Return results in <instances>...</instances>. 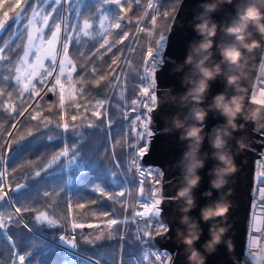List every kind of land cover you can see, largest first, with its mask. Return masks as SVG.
<instances>
[{"label": "snow or ice", "instance_id": "snow-or-ice-1", "mask_svg": "<svg viewBox=\"0 0 264 264\" xmlns=\"http://www.w3.org/2000/svg\"><path fill=\"white\" fill-rule=\"evenodd\" d=\"M140 2L141 0H135L138 6ZM4 8L6 10L0 11V113L7 114L8 119L13 122L7 125L0 122V209L11 208L12 212L6 214L0 211V252L9 254L8 260H0V264H36L37 257L45 256L50 251L54 252L57 258L45 259L41 264H169L171 255L166 251L157 250L151 243L155 236H163L158 234V229L162 230L166 226L160 219L163 198L160 195L159 177L162 173L159 170L149 169L147 175L155 172L154 180L157 185L155 187L149 185L152 189L150 196L145 197L144 189L142 187L139 189V198L146 199L150 203L139 205L143 211L132 213L133 221L140 217H146L147 220L143 226L137 228L139 236L135 239L137 248L140 250L135 255L130 252L129 259L119 258L122 241L116 244L110 243L113 234L116 232L122 234V226L129 223L127 218H112L123 215L126 210V199H121L125 197V191H108L99 184H95L96 181H102L109 189L127 188L129 184L135 187L139 183V178L146 176L144 167L139 163L140 158L144 157L148 151L146 146H141L139 143L129 144L128 147L132 149L130 152L125 153L122 150L121 158L131 157V162L120 169L115 160L111 168L107 167L100 159L98 149L82 145L83 154L79 155L75 143L71 148L65 145L47 165H41L40 170L34 172L29 183H17L15 187L8 183L9 176L15 172L14 167L12 172H9V163L15 164L16 160L23 157L34 146L37 139L45 137L53 142L54 146H60L64 145L66 140L79 143L85 140L86 135H90L79 130L76 115L71 117L72 123L64 118L66 100L72 103L77 112L89 111L87 105L82 107L76 103L77 94L83 97L88 85L94 84L100 87L103 81L113 89L120 87L119 97L122 102L124 101L126 88L125 82L121 79L122 76L127 75L124 67L118 65L119 73L114 70L111 73V80L108 75H99L98 79L91 80H85L84 77L86 75L95 77L99 71L96 67L97 61L106 62L105 56L113 53V49H116V53L124 51L117 45H123L124 41L130 37L128 27L133 21L126 14L132 11L133 0H0V9ZM147 9L158 11L151 0L147 4ZM165 15L170 14L165 13ZM148 18L149 12L145 10L143 15L137 17V23H142ZM150 19L151 25L155 26L156 15H152ZM115 30L120 31L115 32ZM145 31L144 27L136 28L137 34ZM114 32L119 39L114 37ZM152 35L153 31L149 30L148 37L151 38ZM164 40L165 37L160 35L155 41L157 48L146 49L148 60L139 71L144 76L141 83H146L147 86L140 88L142 100L131 101L129 106L134 111L142 106L150 113L156 104L157 97L152 89L156 86V66L162 63L157 53L163 48ZM89 41L92 42L91 46ZM137 41L138 35L132 34L123 59L120 55L113 53L109 57L111 63L108 67L112 68L118 61L123 66L131 67L132 63L128 55L135 51L132 43ZM261 65H264V60ZM261 85L260 89L264 90V80H261ZM48 93L54 94L58 103L48 104L49 114L45 115L44 105L39 101L43 100ZM132 94L135 95L134 92ZM105 103L104 100H96L91 105L96 109L91 112V115L97 122L89 123L86 127L98 133L102 132L106 142L108 132L112 130L110 125L120 126L124 122L117 118L116 111L112 112L110 120ZM53 108L58 113L55 119ZM100 109H104V112ZM121 114L128 113L121 110ZM20 117H23V121L19 119ZM134 119L139 120V115ZM25 122H36L35 131L29 129L27 136L19 135L17 124ZM148 127L149 118L145 117L142 130L136 132L133 139L143 141L146 145L144 133L147 132ZM122 134V132L119 133V135ZM148 135L151 133L149 132ZM260 135L264 137V129L260 131ZM260 142L264 143V139ZM9 153L14 155L9 157ZM70 154L73 159L69 161V164L75 165L74 171L78 183L95 184L93 191L99 195L91 201V204L98 206L99 214L93 210L89 217L80 211L86 209V204L73 205L67 193H76V189L68 188L64 196L60 197V192L69 182L58 176L56 169L63 168L62 158H67ZM110 155H115L114 148L110 149ZM77 156L78 163L75 162ZM261 156L264 158V153ZM53 166H56V169ZM261 168L264 169V164ZM129 169L133 170L131 177ZM117 172L120 173L119 176L116 175ZM255 179L262 186L260 193L264 196V170L259 171ZM46 188H52V191H42ZM9 190L14 195H10ZM38 196L53 203L59 199V204L65 206L66 212L58 219L55 215L50 216L48 210L37 211L34 207L30 208L29 202L35 200L39 203L36 199ZM76 199L84 198L77 194ZM16 204L21 207H15ZM114 205H120L121 210L118 211ZM52 207L53 204H48V209ZM25 214L32 217L31 228L29 224H23ZM82 219H95L99 222L85 224L79 222ZM152 221H155V228L151 227ZM43 226L65 230L71 234V237L60 236L56 238V243L50 244L43 233ZM249 227H253L251 219ZM85 228L95 230L97 235L94 239L84 238L83 243H78L76 235L79 231L83 238ZM104 229H107V234ZM256 230L259 231V229ZM105 239L109 243L101 242ZM252 245H256L255 239ZM153 249L155 251H151ZM250 255L253 256L256 264H264V255L261 253Z\"/></svg>", "mask_w": 264, "mask_h": 264}, {"label": "clouds", "instance_id": "clouds-1", "mask_svg": "<svg viewBox=\"0 0 264 264\" xmlns=\"http://www.w3.org/2000/svg\"><path fill=\"white\" fill-rule=\"evenodd\" d=\"M225 4H233V0H204L201 4L203 11L194 17L196 23L192 26L200 39L190 42L186 58L171 69L173 73H184L182 84L186 91L175 93L174 86L168 87L164 95L156 98L157 104L173 103L187 109L183 115L177 112L165 117L164 131H179V140L187 142L186 150L175 165L180 168L182 182L172 199L179 204L180 224L184 226L176 229V242L184 246L188 264H206L205 253L216 252L222 243L229 252L234 249L232 239H225L231 227L228 223V214L233 206L228 199L231 189L200 207L199 219L190 213L197 207L195 190L201 184L203 177L200 170L205 168L207 160L216 161L208 169L210 187L203 193L205 197H211L213 190L224 189L238 170L230 145L234 134L245 127L238 121L241 118L245 121L257 120L264 111V90L258 89L252 95L251 104L254 107L246 105L248 88L244 83L250 79L252 68L256 67L251 63L254 54L262 47L257 35L264 37V0H240L231 20L220 24L212 14L221 11ZM219 31L230 39L217 41L215 38ZM217 50L219 61L214 59ZM186 66H191L187 72ZM155 70L159 71V67ZM258 71L264 76V65ZM220 76L225 78L226 88L233 89V93L218 92L208 102L211 84ZM210 113L223 117V120L206 132ZM206 139L213 149L211 153L202 151ZM237 145L236 152L243 151L247 147L245 138L240 137ZM201 220L205 223L212 221L208 229L210 238L202 245L204 251L196 246L204 231ZM169 231L166 225L162 230L158 229V234L164 235Z\"/></svg>", "mask_w": 264, "mask_h": 264}, {"label": "water", "instance_id": "water-1", "mask_svg": "<svg viewBox=\"0 0 264 264\" xmlns=\"http://www.w3.org/2000/svg\"><path fill=\"white\" fill-rule=\"evenodd\" d=\"M203 2L204 0H180L178 4L166 32V42L162 54L164 59L159 66V71H156L157 97L164 95L165 89L168 87L174 86L175 93L186 91V87L182 84L184 73H173L171 69L176 63L183 62L186 58L190 42L194 39H200L192 25L196 23L194 17L203 11L201 8ZM239 2L240 0H233V4L223 5L221 11L212 14L213 18L220 24L230 21L236 12V4ZM257 38L261 39L263 45L264 37H259V35H257ZM215 39L220 41L222 39H230V37L225 36L222 31H219ZM261 48L256 50L254 60L251 61L256 67L252 68L250 79L244 82L245 86L248 88V93L259 63ZM214 59L216 61L220 59L218 50L215 52ZM190 67L191 66H186L185 71L187 72ZM221 91H228L229 95L233 93V89L226 88V80L223 76L218 77L217 80L212 82L208 102L211 101L213 95ZM248 93L245 103L246 105L254 107V105L251 104ZM152 110L153 112L151 113L149 125H152L154 133L150 135L148 151L145 156L142 157V160L145 163L158 164L162 169L161 193L163 202L161 208L163 211L160 219L170 228V231L163 236H155L154 241L157 246L167 248L173 252L169 264H188L186 255L183 251L184 246L176 242V229L183 228L184 226L180 224L181 213L179 212V204L172 199V197L176 195V190L182 182L180 168L175 165L186 150L187 142H181L179 140V131L172 133L164 131L165 117H171L177 112L183 115L187 109L180 108L177 104L173 103H156ZM222 120L223 117L210 113L206 122L207 127L205 131H210L213 125L220 123ZM238 122L244 123L245 127L237 131L230 141L238 166L237 172L230 178L229 184L224 189L220 191L213 190V195L211 197H205L203 193L210 187L208 169L212 168L216 163V161L208 159L205 168L200 170L203 177L201 184L195 190L197 207L190 215L197 219L200 217V207L212 200H216L221 193H227L229 189H231V195L228 199L233 202V206L228 214V223L231 227L225 239L229 237L232 239L234 249L229 252L225 244H220L216 252L210 255L205 253L207 255L206 264H251L244 254V246L250 210L254 157L259 156L260 149L263 145L260 141L264 139V137L260 135V131L264 129V111H262L257 120L245 121L241 118ZM240 137L245 138L247 147L243 151L237 153V140ZM212 150L213 149L206 139L202 151L211 153ZM19 183L23 184L24 182ZM16 184L12 187H15ZM200 223L204 231L196 246L200 248L201 251H204L202 245L210 238L208 229L212 221L205 223L201 220Z\"/></svg>", "mask_w": 264, "mask_h": 264}, {"label": "trees", "instance_id": "trees-1", "mask_svg": "<svg viewBox=\"0 0 264 264\" xmlns=\"http://www.w3.org/2000/svg\"><path fill=\"white\" fill-rule=\"evenodd\" d=\"M149 0H141L140 5H136L135 0H133V9L132 11L128 12L126 15L128 18H131L133 23L128 27V31L130 33V37L128 40L124 41L123 45H117L118 48L124 49V51L116 53V49H113V53H116L117 55L121 56V59H123L125 52L127 51V46L131 42V36L132 34L138 35V41L135 43H132V47L135 50L133 53H130L128 55V59L131 61L132 66L126 67L121 64L120 61L117 62V65H113L112 68H109L108 65L111 63L109 57L113 55V53H108L105 56L104 63L97 61L96 67L99 69L98 73L95 77H89L85 76V80H91V79H98L99 75H108L109 79H112L111 73L115 70L116 73H119V67H124V72L127 74L126 76H122L121 79L125 82V97L124 101L122 102L119 93L121 91L120 87H117L115 89L107 86L106 82H101V86L97 87L94 84H90L86 87L85 94L83 97L78 93L77 94V100L76 103H79L82 107L87 105L89 107V111H80L77 112L74 110L73 105L71 102L66 100L65 104V113L64 118L69 121V123H72L71 117L73 115H76L78 117L77 124L79 125V130L84 131L86 133H90V135H86V138L84 141H81L79 143L72 141V140H66L64 142V145L60 146H54L53 142L48 141L45 137H41L40 139H37L34 143V146L26 152L23 157L19 158L15 161V164L9 163L8 169L9 172H12V168H15V172L12 173V175L8 178V183L12 186L19 182L29 183L30 178L33 177L35 171L40 170L41 165H47L51 158L58 154L60 151L63 150V147L67 145L69 148L72 147V145L75 143L77 147V151L79 155H82V145H86L88 147H91L93 149L99 150V157L101 160L104 161L105 165L109 168L112 167L113 160H115L118 163V166L120 169H123L125 167V164L127 163L128 157L126 156L124 159L121 158V151L127 153L131 151V148L128 147L129 144L133 143V121H134V110L129 106L132 100H138V93L141 88V81L143 80L142 72L139 70L142 68L143 61L145 59V56L147 54L146 49L148 47L155 48L156 43L155 41L158 39V37L164 33L167 32L168 27L171 23V20L174 16V13L178 7V4L176 0H151L152 3L156 5V9L158 11H153L152 9H147V4ZM115 7V6H113ZM6 10L0 9V11ZM147 10L149 12V18L146 19L142 23H137V17L143 15L144 11ZM165 13H168L170 15H165ZM156 15L157 17V23L155 26L151 25V16ZM137 26L144 27L146 29L145 32L142 33H136ZM153 31V35L151 38L148 37V31ZM120 30H115V32H119ZM114 37L119 39V36ZM88 39V38H85ZM111 39V38H110ZM83 43V41H82ZM91 41H89V46H91ZM99 45H97L98 47ZM142 46V47H141ZM103 51V50H102ZM71 53V48H70ZM75 59V57H73ZM139 75V79H137V76ZM75 80V77H74ZM77 87H79V84H77ZM135 93L133 95L132 93ZM96 100H104L105 108L108 110V118L112 119V112L116 111L118 113V119L123 120V125L117 126L116 124L110 125L111 131L108 132L107 135V141H104L102 132L98 133L94 129H88L86 126L89 123L97 122L96 118L91 115V112L96 111L95 108H92L91 105L95 103ZM47 102V103H45ZM34 103V102H33ZM40 104L44 105V114L47 115V105L52 104L56 105L58 101L55 99L54 94L48 93L47 96L44 97L43 100L39 101ZM116 105H119V107H114ZM40 110V109H37ZM121 110L123 112L128 113L127 115H122ZM101 112H104V109H100ZM54 113V119L58 117V113H56V109L53 108ZM86 117V118H85ZM21 121H23V117L20 118ZM0 122L7 124L12 123L13 121L9 120L7 117V114L0 113ZM36 122L27 123L24 124H17V128L19 129V135L27 136V132L29 129L35 131ZM15 131V130H14ZM123 133L122 135H119V133ZM49 135H52L53 133H48ZM39 135V134H37ZM30 139V137H29ZM117 140H119V144H117ZM115 151V155H110V149H113ZM9 157L13 156V153L8 154ZM73 157L70 154L67 158H62L61 163L63 164L62 169H56V166H53L54 169L57 171V175L61 176L64 181H67L69 183L66 184L64 190L60 192V197H63L65 194V191H67L68 188L76 189V193L68 192V196L72 199L73 205L76 203H84L87 205L86 209L80 210L83 211L87 216H91V212L95 210L97 214H99L100 209L97 205H92L91 201L96 199L98 197V193H95L93 191L95 184H99L101 187H104L108 191H125V197L121 198L122 200L126 199L127 205L129 206L132 194H133V185L129 184L127 188H116V189H109L107 185H105L102 181H96L95 184H88L85 182V184L78 183L76 179V173L74 171L75 165L69 164V161L72 160ZM76 163L79 162V157L76 158ZM117 176L120 175L119 172L116 173ZM129 176H133L132 172L129 169ZM42 191H52V188H46L42 189ZM10 195H14L9 190ZM130 193V194H129ZM79 195L83 197L84 199L77 200L76 195ZM37 200H39V203H37L35 200L29 202V207H34L37 209V211L40 210H48L49 215H55L56 218H60V215L66 212V208L64 205L59 204V199L55 203L52 201H47L46 199H43L41 197H37ZM107 198H105L106 200ZM53 204L52 209H48V204ZM99 203V202H98ZM59 205V206H57ZM15 207H21V205L16 204ZM114 207L117 208V210H121L120 205H114ZM0 211L7 213L12 212L11 208H5L0 209ZM74 211H76L74 209ZM124 216H118V217H112L116 219H122ZM32 217L29 214H25V219L23 221V224H29V227L31 228L32 225L30 223V219ZM147 220V218L143 220H139L136 224H131L128 229L121 234V232H116L113 234V239L110 241V243L116 244L118 242L122 241V245L120 247L119 251V258L122 259H129V253L131 252L133 255L136 254L137 251L140 249L137 248V242L136 237L139 236V233L137 231V228L144 225V222ZM63 222V221H62ZM79 222L81 223H97L99 221L95 219H82ZM151 227L155 228L156 224L155 221L150 222ZM23 224H21V227H23ZM124 226H122L123 229ZM105 234H107V229H104ZM43 233L45 235V238L50 244L56 243V238L60 236H64L67 238L71 237V234L65 230H61L59 228H48L46 226H43ZM97 235L95 230H88L85 228L83 230V238L79 234V231L76 235V239L78 243H83L84 238L87 239H94ZM155 235V234H154ZM142 239H146V237H142ZM102 243H109L107 239L101 241ZM152 245L156 246V242L154 241V238L152 240ZM9 254L7 252H0V260H8ZM56 255L54 252H48L45 256L37 257L36 264H41V262L45 259H56Z\"/></svg>", "mask_w": 264, "mask_h": 264}, {"label": "built area", "instance_id": "built-area-1", "mask_svg": "<svg viewBox=\"0 0 264 264\" xmlns=\"http://www.w3.org/2000/svg\"><path fill=\"white\" fill-rule=\"evenodd\" d=\"M165 37V40L163 42V48L157 53V56L163 61V52H164V47H165V42H166V34H162ZM160 37V36H159ZM158 37V39H159ZM157 39V40H158ZM157 48V45L155 46ZM153 48V49H155ZM148 56L146 54L145 59L142 64V68L144 67V64L147 63ZM262 60H264V42L261 48V53H260V58H259V63L256 69V72L254 74L252 84L248 93V97L251 99L252 95L255 94V92L261 88V80H264V76H261L258 69L261 66ZM161 63L157 64L156 68L160 66ZM143 75V73H142ZM144 79V76H143ZM156 80V77H155ZM157 84V81H156ZM147 86L146 83L142 84L141 87ZM153 93L157 97V91H156V86L154 89H152ZM138 99H141L140 93L138 96ZM146 102V101H143ZM155 107V106H154ZM153 110L149 113L147 109L143 108L140 106L138 110L134 111V117L139 115L140 119L133 121V137L135 136L136 132H139L142 130V124L145 119V117L149 118V124L151 121V113ZM154 133V129L152 128L151 125H149L147 132L144 133V140L147 141V144L144 145L143 141H136L133 139L132 144L139 143L141 146H146L147 148L149 147L150 143V135L148 133ZM132 150V149H131ZM264 153V143L260 149L259 156L254 157V164H253V178H252V189H251V196H250V210H249V216H248V223H247V231H246V238H245V246H244V254L247 257V259L250 261L251 264H256L255 259H253V256L250 254H255V253H261V255H264V196L261 195L260 193V188L262 187L261 185L258 184L256 181V175L259 171L264 170L261 168V165L264 164V158H262L261 154ZM131 162V157H128L127 163L130 164ZM140 165L144 167V171L146 173L145 177H140L139 178V183L133 187V194H132V199L129 204V206H126V210L124 211V216L122 219L127 218L129 220V223L124 225L122 229V234L128 229V227L131 224H136L139 220H143L146 217H140L137 220L133 221L132 220V213L134 211H143L142 207H139V205H143L144 203H150V201H147L146 199L139 198V189L142 187L144 189V194L145 197L150 196L152 189L149 187V185H152L153 187L157 186L155 184L154 176L155 172L152 173V175H147L149 169H154V170H159L162 173V169L158 164L154 163H145L142 160V157L140 158L139 161ZM133 175V170L130 169ZM138 175V173H136ZM162 175L159 177L160 179V184L159 187L162 189ZM160 195L162 196V193L160 192ZM255 197V198H253ZM251 219L253 227H249V220ZM256 229H259L257 231ZM256 240V247H253L252 241ZM157 250L159 251H166L169 253L172 257L173 252L168 250L167 248L164 247H159V246H154ZM151 251H155L154 249Z\"/></svg>", "mask_w": 264, "mask_h": 264}, {"label": "rangeland", "instance_id": "rangeland-1", "mask_svg": "<svg viewBox=\"0 0 264 264\" xmlns=\"http://www.w3.org/2000/svg\"><path fill=\"white\" fill-rule=\"evenodd\" d=\"M164 34H165V33H164ZM142 76H143V75H142ZM141 86H142V85H141ZM139 93H140V91H139ZM139 93H138V96H139ZM20 118H21V117H20ZM20 118H19V119H20ZM9 194H10V193H9Z\"/></svg>", "mask_w": 264, "mask_h": 264}, {"label": "bare ground", "instance_id": "bare-ground-1", "mask_svg": "<svg viewBox=\"0 0 264 264\" xmlns=\"http://www.w3.org/2000/svg\"><path fill=\"white\" fill-rule=\"evenodd\" d=\"M152 126V125H151Z\"/></svg>", "mask_w": 264, "mask_h": 264}]
</instances>
